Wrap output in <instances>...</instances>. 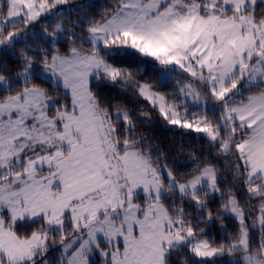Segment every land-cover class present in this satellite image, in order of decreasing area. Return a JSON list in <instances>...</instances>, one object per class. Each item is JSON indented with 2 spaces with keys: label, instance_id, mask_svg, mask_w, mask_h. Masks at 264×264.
Returning <instances> with one entry per match:
<instances>
[{
  "label": "snow or ice",
  "instance_id": "obj_1",
  "mask_svg": "<svg viewBox=\"0 0 264 264\" xmlns=\"http://www.w3.org/2000/svg\"><path fill=\"white\" fill-rule=\"evenodd\" d=\"M68 2L0 0V52L15 62H0V264H264V0H109L75 20ZM128 55L161 66V82L181 77L173 98L117 65ZM94 82L205 134L246 200L221 191L218 165L160 162ZM226 217L225 240L199 226Z\"/></svg>",
  "mask_w": 264,
  "mask_h": 264
},
{
  "label": "trees",
  "instance_id": "obj_2",
  "mask_svg": "<svg viewBox=\"0 0 264 264\" xmlns=\"http://www.w3.org/2000/svg\"><path fill=\"white\" fill-rule=\"evenodd\" d=\"M104 7H112L109 0H79V3L72 8L73 15L71 19L75 20L77 18L76 12H86L90 16L99 19L100 12ZM261 7H264V3L259 2L257 9ZM75 8L77 9L76 11H74ZM46 23L47 20L38 21L36 24L37 29ZM77 31L79 32L78 29ZM81 34L83 35V33ZM62 47L66 48L67 44ZM11 56L10 52H0V62L7 64L10 68H14L15 62L11 59ZM116 63L120 67L131 69L135 73L137 80L148 81L156 86V91L167 94L168 98L172 97L174 88L171 85V81L161 82L159 80L161 68L154 61L138 55H128L117 58ZM92 87L94 90H98L99 96L102 98V106H120L133 111L138 125L137 136L148 137L149 140L147 142L153 145V150H158L165 154L161 157L160 162H167L177 174H186L192 171L194 161L191 158L193 155L199 162L218 165L220 168L218 175L221 177V191L227 194V191L231 189L237 194V198L241 203L246 200L243 187L230 183L232 180L231 171L225 170L229 168V165L226 164L228 158L218 155L216 149L210 146L206 136L191 129H182L165 124V120L159 116L158 111L151 108L150 104L138 96L130 87H124L122 84L112 85L105 82L99 84L94 82ZM142 111L150 114V123H141V120L144 119L140 115ZM176 197V205L179 206V197L178 195ZM168 203L171 204V201ZM209 207L213 209L215 215V210L220 207L219 194H216L215 198L209 201ZM185 208L187 211L193 212V215H196L192 208L187 205H185ZM222 224L223 229L221 227ZM199 226L206 228L208 235L215 237L217 241L226 239L224 232L234 233L237 231V221L227 217L223 221L214 220L211 224L201 223ZM20 230L30 229L21 228ZM51 251L57 253L59 248L56 246ZM222 259L225 260V257Z\"/></svg>",
  "mask_w": 264,
  "mask_h": 264
},
{
  "label": "rangeland",
  "instance_id": "obj_3",
  "mask_svg": "<svg viewBox=\"0 0 264 264\" xmlns=\"http://www.w3.org/2000/svg\"><path fill=\"white\" fill-rule=\"evenodd\" d=\"M77 3H79V0H69V2H68V4L67 5H63V6H61L62 8H64V9H72ZM258 4H259V2H258ZM258 4H257V8H258ZM77 9L75 8L74 9V11H76ZM43 26H41L40 28H42ZM39 28V29H40ZM147 59H149V60H151L150 58H147ZM158 65V64H157ZM159 66V65H158ZM160 68H161V66H159ZM173 76H174V78L173 79H171V80H167V81H171V85H172V87L174 88V90L177 88V85H176V80L177 79H181V77H179L178 75H176V74H173ZM183 79H185V80H187L188 78L187 77H184ZM159 80H161V71H160V74H159ZM164 82H166V81H164ZM174 90H173V92H172V94L174 93ZM173 98V95H172V97H170L169 99L171 100ZM165 124H167V125H170V124H168L166 121H165ZM171 126H173V127H179V126H176V125H171ZM180 128V127H179ZM199 134H203V133H199ZM204 136H205V134H203ZM174 195H178V194H174ZM250 223H251V221H250ZM57 247L59 248V245L57 244ZM49 256H50V258L53 260V261H55L57 258H58V256H59V251L57 252V253H55V252H49ZM94 259L96 260V262H97V264H102V260H101V257H99V255H97L96 257H94ZM227 259H229L228 257H225V260H227Z\"/></svg>",
  "mask_w": 264,
  "mask_h": 264
}]
</instances>
